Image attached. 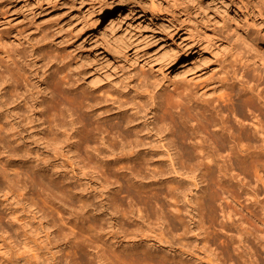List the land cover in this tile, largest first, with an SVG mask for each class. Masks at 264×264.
<instances>
[{"label": "bare ground", "instance_id": "obj_1", "mask_svg": "<svg viewBox=\"0 0 264 264\" xmlns=\"http://www.w3.org/2000/svg\"><path fill=\"white\" fill-rule=\"evenodd\" d=\"M15 1L0 0V158L46 163L38 171L41 190L67 193L60 182L51 184L58 179L85 190L72 214L81 220L92 214L88 227L110 248L100 242L103 248L90 249L95 264H264L260 84L234 71L232 81L215 86V96L174 90L176 100L164 97L158 83L144 76L85 90L82 79L89 70L80 69L72 40L38 21V13L16 21ZM106 6L100 7V21ZM104 21V32L112 34L114 22ZM113 38L127 55L124 33ZM65 159L74 162L68 166ZM162 183L156 192L146 189ZM27 196L39 224L31 223L17 240L34 257L56 259L65 252L64 263L73 264L76 233L57 244L50 221L42 223L45 210ZM182 227L195 231L197 241L176 231ZM230 229L236 235L226 233ZM118 247L121 253H114Z\"/></svg>", "mask_w": 264, "mask_h": 264}, {"label": "rangeland", "instance_id": "obj_2", "mask_svg": "<svg viewBox=\"0 0 264 264\" xmlns=\"http://www.w3.org/2000/svg\"><path fill=\"white\" fill-rule=\"evenodd\" d=\"M231 2L232 5L224 7L219 0H16L13 11L16 21L38 13V21L56 27L60 35L72 40L80 69L89 70L82 79L85 90L144 76L158 83L157 87L164 90V93L161 91L164 97L170 94L176 100L178 96L173 97L174 90L190 94L201 90L208 96H215V88L223 81H232L230 77L234 71L240 78L244 72L245 79L264 89V0ZM103 3L107 4L104 20L113 21L115 25L112 34L104 32V20L100 21ZM122 32L128 40L127 55L116 46L113 38ZM86 48L88 50L84 51ZM106 49L112 54L106 55ZM82 53L93 60L87 62ZM73 162L64 160L68 166ZM44 166L46 163L33 159L0 158V264H65V252L59 253L56 259L48 255L37 258L17 240L16 234L29 233L31 225L39 224V217L35 216L40 214H34L35 207L26 201L30 194L45 210L42 223L45 219L50 221L57 244L70 232L76 233L74 239L80 244L77 246L75 242L73 264H95L89 251L104 244L93 226L88 227L92 214L83 220L75 219L72 214V210L77 212L80 208L85 190L70 180L50 181L47 178L45 180L52 185L60 182L67 193L41 190L38 171L45 169ZM24 184L28 185L24 189L26 197L20 189ZM92 184L97 186L94 180ZM164 186L162 183L146 189L156 192ZM180 208V218L188 224L189 216L183 212V207ZM217 212L220 220L219 208ZM190 227H194L192 223ZM176 231L184 233L188 241H197L195 231L184 232L183 227ZM216 233L220 239H225L221 230ZM226 233L236 235L237 231L230 229ZM218 250L223 252L221 246ZM113 251L121 253V248H113ZM127 264L140 263L131 260Z\"/></svg>", "mask_w": 264, "mask_h": 264}]
</instances>
